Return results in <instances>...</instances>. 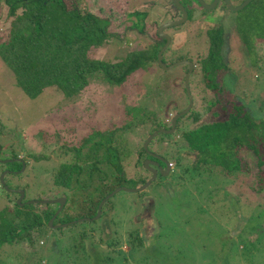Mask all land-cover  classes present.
Masks as SVG:
<instances>
[{
	"label": "rangeland",
	"instance_id": "rangeland-1",
	"mask_svg": "<svg viewBox=\"0 0 264 264\" xmlns=\"http://www.w3.org/2000/svg\"><path fill=\"white\" fill-rule=\"evenodd\" d=\"M192 1H180L182 7H190L187 22L164 32L171 43L162 54V63L166 67L184 61L194 64L188 86L191 110L199 113L200 120L192 124L183 117L176 135L168 138L159 134L151 140L148 149L167 159L179 146L183 131L213 120L207 112L208 102L216 103L214 110L220 112L227 91L264 115V45L255 44L253 57H245L232 29L233 15L218 9L204 11ZM237 1L231 3L236 5ZM77 8L109 21L108 33L115 35L90 51L89 59L113 65L132 53L150 50L154 61L128 76L122 85H109L96 76L70 98L52 88L34 99L15 86L12 72L0 61V176L18 170L16 164L21 163L17 160H23V172L17 176V171H11L2 180L4 186L8 190L23 189L21 204L34 207L35 214L46 209L54 215L58 206H42L41 202L66 199L58 214L64 220L61 224L89 220L80 211L85 206L84 196L104 193L103 200L116 188L136 190L143 186L150 174L140 164L138 149L154 132L151 129L155 124L169 125L187 105L182 86L185 69L166 72L155 62L161 48L153 42L157 39L155 31L164 23L180 20L169 0H79ZM219 18V24L227 27L226 48L222 49L227 70L214 77L216 87L209 91L200 61L208 50L206 31ZM8 22L5 12L0 11V43L6 39ZM136 30L145 34L138 36ZM106 135L115 138L122 148L121 153L116 150L113 154L123 153L121 168L126 182L111 180L102 192L98 179L105 175L112 178L114 172L109 165L100 164L106 156L99 146ZM244 152L240 153V165L246 172L231 176L190 178L187 174L181 181L184 177L170 162L168 175L156 176L142 193L118 192L110 197L98 223L47 229L41 237L32 236V246L23 242L3 247L0 264H264V225H256L264 214V187L259 188L253 179L256 159ZM12 155L18 158L11 159ZM75 155L81 163L78 183L72 181L69 188L55 186L59 166L68 164ZM117 162L114 159L113 163ZM91 167L96 168L90 172ZM133 183H138L137 188ZM14 195L5 194L0 187V211L13 208L17 203ZM137 231H142L144 249L131 260L127 235ZM82 235L88 255H83L78 246ZM114 239L118 244L109 246Z\"/></svg>",
	"mask_w": 264,
	"mask_h": 264
},
{
	"label": "trees",
	"instance_id": "trees-1",
	"mask_svg": "<svg viewBox=\"0 0 264 264\" xmlns=\"http://www.w3.org/2000/svg\"><path fill=\"white\" fill-rule=\"evenodd\" d=\"M238 1L240 3L242 0ZM78 4L79 0H0V11L5 12V19L9 20L6 39L0 43V61L12 72L15 86L26 97L34 99L44 90L55 88L65 98H70L83 91L88 79L96 78V76L109 85H122L128 76L138 71L143 65H149L154 61V52L150 50L132 53L123 62L113 65L89 59L90 51L101 47L115 35L108 33L109 21L88 13H81L77 8ZM218 10L223 11V7H218ZM229 13L233 15L231 16L232 29L243 47L245 57H253V46L257 43L264 45V0H252L241 11ZM216 21L218 23L211 30L206 31L208 50L206 56L200 61L202 78L208 81L206 87L209 91L216 87L213 84L214 77L227 70L224 62L225 52L222 51L226 48L227 27L222 23L219 24L220 18ZM222 103L223 107L216 113L214 108L217 104L208 102L207 112L212 115L213 120H206L192 129L183 131L173 156L170 159L165 156L163 158L168 163H174L175 170L184 177H180L179 180L182 181L187 174H191L190 178H199L214 174L231 176L238 171L246 172V169L240 165L242 163L240 153L245 151L244 154L253 155L257 161L253 179L256 185L262 188L264 187V115H258L257 111L248 108L242 101L234 99L228 91ZM184 118L196 124L200 120V115L190 110ZM180 120L176 122L172 135L178 133ZM141 123L137 124L141 126ZM159 129L167 131L169 125L158 123L151 130ZM102 144L99 148L106 157L100 164H107L111 172L114 171L112 178L105 175L98 179L97 184L99 183L103 192L111 180L116 181L117 184L126 181L121 168L123 153L118 156L113 154L116 150L121 153L122 148L115 138L109 135L104 137ZM147 151L153 153L148 147ZM138 153L140 160L148 158L141 146ZM10 158L17 159L18 156L12 155ZM114 159L118 161L116 164L113 163ZM35 161L38 162L39 159ZM78 161L79 158L75 155L68 164H61L53 184L63 188H69L72 181L77 184L81 171V163ZM16 165L19 170L20 164ZM93 168L96 167H91L90 172L94 171ZM133 184V188H137L138 183ZM4 185L6 186L5 182ZM78 189L84 191L83 187ZM102 195L84 196L85 206L81 207L80 211H83L82 215L85 219L91 220L95 216ZM102 208L97 223L105 214ZM32 209L34 207L30 205L20 207L14 204L13 208L0 211V250L3 247H11L13 243L24 242L32 246V236L41 237L47 231L46 224L53 212L48 213L45 209L41 214H35ZM75 209L77 210L76 207ZM61 223H64V220L58 215L52 225ZM90 223L93 222H87V224ZM257 223L258 227L264 225V214L258 218ZM141 232L127 235L130 246V253L127 255L131 260L144 249L145 240ZM84 236L82 235L78 246L83 255H88L84 248ZM117 244L116 239L108 243L109 246Z\"/></svg>",
	"mask_w": 264,
	"mask_h": 264
},
{
	"label": "water",
	"instance_id": "water-1",
	"mask_svg": "<svg viewBox=\"0 0 264 264\" xmlns=\"http://www.w3.org/2000/svg\"><path fill=\"white\" fill-rule=\"evenodd\" d=\"M169 1H170L171 6L178 12V14L180 16L179 17L180 20L176 21V22H172V23H167V24L164 23V24L158 26L157 30L155 31L156 37L158 39V43H163V45L161 46V48L157 52L155 62L160 68H162L166 72H170L174 69L187 66V68H188L187 73L183 77V90H184V94L186 96L187 105H186L185 110L183 112L179 113L172 120H170L169 130H167V131H165V129L156 130V131L152 132L151 134H149L148 137L142 142L141 149L146 153L147 156H149L155 160V161H152L150 159H146L143 161V164H142L143 168L150 174L149 180H147L143 184V186H141L139 189H136V190H125V189H120V188L114 189L112 192H110V194L106 195L103 200H101V202L99 203L98 209H96V214L91 220H82V221H77V222L75 221V222H70L67 224L57 225L54 227L52 224L55 220V217L59 214L61 209H63V207L66 203V199L57 198L54 201L41 202L42 206H55V205L58 206L54 215L47 222V226H46L47 229L54 231L55 229H63L65 227H68V226L73 225L75 223L80 224L81 222H96L99 219V216L101 214V208L110 199V197H112L114 194H116L118 192H124L127 194L142 193L143 190L154 180V178L156 177V174H158L160 176H165V177L168 175V173H169V165L168 164L169 163L167 161H165L163 158H161L160 156H157L153 153L148 152L147 146L151 142V140L154 139L159 134L165 135V137L171 136L174 133L176 122L178 120L182 119L183 117H185V115L188 114L190 112V110L192 109L193 102H192V97L189 93L188 79H189L190 75H192L194 68H195L193 63H190L188 61L178 62V63H175V64L168 66V67H166L162 63V54L164 51L167 50V48L170 45V38L168 36H166V34L164 32L168 31L169 29H172V28L181 27L188 20L185 8L182 7L179 3L180 0H169ZM193 1L202 10L211 12V11H214L215 8L217 7L219 0H212L210 4H206L203 0H193ZM251 1L252 0H243L239 4L233 5L230 0H222V5H223L225 11H228L231 13H237V12L241 11L242 9H244ZM17 161H19L21 163L20 169L17 172H15L14 175H18V174L22 173L24 170L25 163L21 159H19ZM159 163H161L163 165V167L159 166ZM10 173L6 172L0 176V187L2 188V191L5 194H10V193L15 194L17 196V203L16 204L18 206H22L23 204H21V203H22V199L24 197V192L22 190H8L3 184V181H2L3 178L7 175H10Z\"/></svg>",
	"mask_w": 264,
	"mask_h": 264
},
{
	"label": "flooded vegetation",
	"instance_id": "flooded-vegetation-1",
	"mask_svg": "<svg viewBox=\"0 0 264 264\" xmlns=\"http://www.w3.org/2000/svg\"><path fill=\"white\" fill-rule=\"evenodd\" d=\"M181 1V0H180ZM211 1L212 0H209V2H207L206 4H210L211 3ZM231 1V0H230ZM243 1V0H242ZM241 1V2H242ZM180 3V2H179ZM192 3H194L199 9H200V7L194 2V1H192ZM239 4V3H238ZM237 5V4H236ZM220 6H222L223 7V5H222V0H219L218 1V4H217V7L215 8V10H217L218 9V7H220ZM184 8H185V10H186V13H187V19H188V16H189V14H190V7H188V6H183ZM223 11H225L224 10V7H223ZM180 17V16H179ZM132 31V30H131ZM135 34L136 35H141V34H145L144 32H137V31H135ZM153 42L158 46L159 45V48L163 45V43H158V39H156V40H153ZM171 43V42H170ZM188 62H190V61H188ZM191 63V62H190ZM194 65V64H193ZM195 67V66H194ZM182 69H185V71H184V75L187 73V70H188V68H187V66H184V67H182ZM195 69V68H194ZM182 86H183V80H182ZM183 93H184V90H183ZM184 96H185V94H184ZM186 98V97H185ZM112 138V137H111ZM153 154H155V153H153ZM155 155H157V154H155ZM158 156V155H157ZM162 158V157H161ZM146 159H150V160H152V161H155L153 158H151V157H149L148 156V158H146ZM145 159V160H146ZM164 159V158H163ZM165 160V159H164ZM159 166H161V167H163L162 166V164L161 163H159ZM11 172V171H10ZM11 174H12V172H11ZM149 174V173H148ZM156 176H158V174H156Z\"/></svg>",
	"mask_w": 264,
	"mask_h": 264
}]
</instances>
